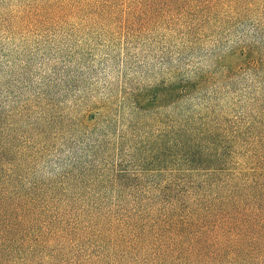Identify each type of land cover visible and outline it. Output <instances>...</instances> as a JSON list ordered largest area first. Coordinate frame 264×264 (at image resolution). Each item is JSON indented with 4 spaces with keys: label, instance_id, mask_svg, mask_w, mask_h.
Returning <instances> with one entry per match:
<instances>
[{
    "label": "rangeland",
    "instance_id": "obj_1",
    "mask_svg": "<svg viewBox=\"0 0 264 264\" xmlns=\"http://www.w3.org/2000/svg\"><path fill=\"white\" fill-rule=\"evenodd\" d=\"M240 46L262 63L230 73ZM200 77L174 103L152 95ZM253 115L264 119V0H0V197L20 208L0 231L13 244L2 264H126L117 223L101 240L90 227L126 211L136 148L189 118ZM241 138L227 170L186 177L252 167Z\"/></svg>",
    "mask_w": 264,
    "mask_h": 264
},
{
    "label": "trees",
    "instance_id": "obj_2",
    "mask_svg": "<svg viewBox=\"0 0 264 264\" xmlns=\"http://www.w3.org/2000/svg\"><path fill=\"white\" fill-rule=\"evenodd\" d=\"M251 51L252 46H240V60L228 67L230 73L262 63ZM203 81L204 77L192 83L180 81L152 95L157 102L160 92L161 101L174 103ZM198 124L189 118L148 136L136 148L141 159L134 172L140 173L126 176V211L109 212L110 227L92 223L91 232L100 240L113 235L111 227L117 223L119 233L111 243L123 245L126 264H264V119L238 117L232 124L217 127L200 118ZM243 133L250 135L246 154H253L252 167H232L221 180L186 177L227 170V157L234 150L227 143L242 139ZM11 207L0 197L4 234L15 230V222L6 224L7 215L10 211L18 214L20 208ZM30 246L46 250L43 240ZM12 247L10 239L0 241V264L1 255Z\"/></svg>",
    "mask_w": 264,
    "mask_h": 264
}]
</instances>
